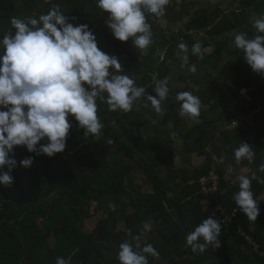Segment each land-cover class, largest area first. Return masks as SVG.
I'll use <instances>...</instances> for the list:
<instances>
[{"label": "rangeland", "instance_id": "rangeland-1", "mask_svg": "<svg viewBox=\"0 0 264 264\" xmlns=\"http://www.w3.org/2000/svg\"><path fill=\"white\" fill-rule=\"evenodd\" d=\"M15 2L20 3L18 6H22V11L18 13V18L21 19L27 17L38 19L54 5H59L69 22L74 25L89 26L96 36L99 49L110 56H116L122 71L134 79L137 86L146 89L145 95L155 96L154 89L157 82L167 77L169 96L162 103L161 114H157L151 106L144 108L142 106L144 98H141L139 110L134 107L130 112L109 111L106 103L97 100V115L102 122H108L109 126L103 123L104 127L98 137H80L74 140L70 146L75 144L78 148L71 154H75L80 149L84 150L83 155L101 152L103 148L98 144L105 139L107 144L112 146L108 155L111 171H105L101 178H97L93 171L88 172L84 178H81L83 192L73 197L62 196L57 191L48 194L50 189L44 186L45 183L41 184L40 191L30 188L40 169V162L52 158L40 155L30 168L25 169L20 166V161L28 156L23 152V146H18V150L15 146L14 158L17 167L11 173L14 182L8 187L0 185V223L15 226L16 231L20 229L19 234L23 238L27 237L28 231L36 232L44 240L50 233L49 244L54 247L57 238L54 236V230H51V224L47 223L45 218L60 219L61 216L60 222L66 223L61 213L55 212L71 208L73 221L86 233H95L93 223H97L98 220L108 219V223H134V227L122 230L121 240L134 243V237L140 236L142 246L150 243L159 253L163 251L172 255L171 247L157 243V235L166 238V235L170 236V231L155 229L154 232L157 231L158 234L146 235L147 229L142 228L139 223H155V220L152 218L147 219V222L142 220L141 217L146 209L144 206L135 208L136 203L141 200L139 193L151 191L153 185H157V182L160 183L163 179L170 183V187L175 185L176 189L183 191L186 190L185 187H189L187 189L196 190L201 195L199 199L201 212L198 215L199 211L196 213L195 219L190 224L196 227L205 218L212 217L222 224L221 232L230 235L233 221L240 212L234 209L236 204L234 195L239 191V181L236 177L243 174L250 178L255 173L258 180L264 179L259 171H255L253 165L256 154L251 162L245 159L237 164L234 150L238 147H234L229 152L226 146L228 142L240 143L244 139L246 143L247 139H250L251 142L247 143L253 147L252 142L256 136L253 132L261 125L262 120L264 121V76L251 69L243 57V51L234 44V37L238 33H246L248 37L255 34L253 23L264 15V10L262 12L258 10L264 5V0H170L163 16L146 14V20L151 25L153 40L146 55L132 45L131 41L121 42L114 38L106 24L107 14L97 7L96 0H16ZM3 18L1 17L0 20L3 21ZM12 18L8 19L9 24ZM8 26H4V29L1 27V34L10 32L11 26ZM186 38L192 40L194 44L201 45V55H192L189 49V60L184 64L177 56V52L179 44L188 46ZM232 63L238 65V71L232 80L225 81L223 76L225 69L228 72V65ZM193 64L197 69L194 74L189 71V67ZM183 91H189L200 98L202 109L198 117L189 118L179 115L180 102L176 100V95ZM68 119L72 127H75L74 117L69 116ZM74 131H78V128H74ZM201 132H205L206 136L202 143H198ZM73 136L71 130L67 139H72ZM118 138L119 140L116 141ZM109 140H112V143H108ZM43 143H47V139ZM260 156L264 160V148ZM221 158L223 163L220 162ZM229 165L235 169L234 172H228ZM208 169L209 172L204 174ZM4 170L7 171L6 168ZM156 171L159 177L155 176ZM219 171L224 173L223 177L220 176ZM111 176L113 179L109 185L99 187L97 182L103 183ZM119 178L122 180L123 190L127 192L128 202H125L126 205L123 207L120 199L122 205L116 204L113 210L108 207L110 203L107 201L113 194L120 195L122 192L113 193L107 186L116 187ZM258 180L252 181V191L259 200L258 224H264V183H259ZM62 183L59 181L57 184ZM222 190L229 194L231 208H224L221 205ZM18 191L25 193L23 197L25 199L20 205L16 194ZM8 196L11 200H7ZM161 198L163 201L168 199V196L163 194ZM153 199L147 197V213L153 217L162 215L157 208H151L150 202ZM41 203L51 204L45 218H42L38 209L30 208L32 205L37 207ZM24 209H28L26 213H23ZM163 209L166 208H159L160 211ZM5 212L8 213L6 217H4ZM31 217H34L33 222ZM245 220L249 219L246 217ZM250 222L256 224L254 221ZM172 224L176 223L172 221ZM174 226L176 229L179 228L178 230L183 228L182 225ZM128 231H130L129 237ZM175 232L178 235L177 230ZM261 232L259 234L262 235H253L240 228L237 239H232L233 244H223L220 248V252L223 253L219 255L208 253V257L215 258L214 262L204 261L203 264H264L263 228ZM255 236L260 240L258 245L252 243ZM97 241L103 243L104 249L101 247L99 252L94 249L95 252L92 251L94 257L88 259L89 264H120L117 253L119 244L123 242L108 239L105 243L102 238H97ZM31 247L25 244L24 253L28 254ZM185 249L186 247L182 245L173 252L180 254L185 252ZM226 251L228 252L225 253ZM100 252L102 253L99 254ZM73 260L74 256L69 262ZM80 263L81 260L77 258L75 264ZM21 264L36 263L24 258Z\"/></svg>", "mask_w": 264, "mask_h": 264}, {"label": "clouds", "instance_id": "clouds-1", "mask_svg": "<svg viewBox=\"0 0 264 264\" xmlns=\"http://www.w3.org/2000/svg\"><path fill=\"white\" fill-rule=\"evenodd\" d=\"M169 3L170 0H96L97 7L107 14L106 24L114 38L131 41L145 55L153 43L146 14L163 16ZM10 24L14 33L6 32L0 39V185L8 187L14 182L11 173L17 167L15 146H25L29 153L50 158L64 152L72 127L69 116L84 130L85 137H98L104 125L97 115V100L106 103L109 111L130 112L134 107L139 110L144 98V108L151 106L157 114L162 113V103L169 96L168 78L157 82L155 96L145 95L146 89L122 71L119 59L99 49L89 26L69 22L59 5L38 19L13 17ZM253 28L252 37L243 32L236 34L234 44L243 51L251 69L264 76V15L254 21ZM178 49L177 56L187 64L188 47L181 43ZM191 54L201 55L199 43L193 45ZM189 71L196 73V66L191 65ZM176 100L180 102L181 117L200 115L202 102L198 96L183 91L177 93ZM45 139L47 143H40ZM254 156L248 143L241 142L234 150L237 164L245 159L251 162ZM33 162L34 157H27L20 166L28 169ZM220 162H224L223 158ZM227 170L235 171L231 165ZM258 171L264 173V163ZM236 179L239 191L234 195L235 203L255 222L260 209L252 181L258 177L255 173L250 178L241 174ZM258 182L264 183V179ZM221 225L212 217L205 218L186 236V244L194 253H203L210 246L220 248ZM148 255L159 258L152 244L142 246L141 237L136 236L134 243L119 245L117 258L120 264H149ZM55 264L69 261L57 257Z\"/></svg>", "mask_w": 264, "mask_h": 264}, {"label": "trees", "instance_id": "trees-1", "mask_svg": "<svg viewBox=\"0 0 264 264\" xmlns=\"http://www.w3.org/2000/svg\"><path fill=\"white\" fill-rule=\"evenodd\" d=\"M12 0H0V13H8L11 11H14V6L11 2ZM32 7H34L32 5ZM260 12L264 10V5H261L258 9ZM77 13V12H76ZM10 31L14 33V29L12 27L10 28ZM187 42L188 49H192L194 42L190 40L189 38L185 39ZM133 51V50H130ZM218 55H221L218 53ZM229 71L224 72V80L230 81L233 79L235 74L238 71V65L237 64H229L228 65ZM85 87H87L85 85ZM102 122V121H101ZM109 126L108 122H102ZM75 127H71L73 129L72 132L74 133V136L72 139H66V148L65 151L62 153H58L55 156L51 157L50 160H43L40 162V169L38 170L37 174L34 177V181L32 182V185L30 188H32L34 191H40L42 189L41 184L45 183L44 186L48 187L50 189L48 194H51L53 191H57L62 196H70L73 197L76 194H81L83 192V189L81 187V178H84L88 172L93 171L97 178H101L104 175L105 171H111V163L108 160V155L110 148L112 146L107 144V141L105 139L99 141L100 146H102L103 150L98 153H87L83 155V151L77 150L75 154H71V152L75 151L78 147L77 145L73 144L70 146V144L80 138L85 137L84 130L79 128L78 123L75 121L74 123ZM74 128H78V131H74ZM238 133V132H236ZM255 140L252 142L253 146L255 147V154H256V160L253 161L254 167L258 170L260 165L264 163V160L260 156L262 146L260 144V140L264 139V121L262 120L261 125L254 130L253 135H255ZM206 136L205 132H201V137L198 139V143H202L203 138ZM89 138H94L95 136L89 135L86 136ZM119 138L116 140L118 141ZM241 142L245 143V140H241ZM240 142V143H241ZM247 142H251L250 139H247ZM246 142V143H247ZM40 143H43L41 141ZM118 143V142H117ZM240 143H227V150L230 152L234 147H239ZM39 147V145L37 146ZM87 149V148H85ZM16 150H18V146L16 147ZM23 152L28 157H34V160H37L40 155H36L35 153H29L25 146L22 147ZM57 160L59 163H57ZM209 172V169L204 171V174H207ZM220 176L223 177V172L219 171ZM262 176H264V173H261ZM113 176V175H112ZM110 177L105 182H100L97 184L99 187H103L105 185H109V183L112 181L113 177ZM223 180V179H222ZM59 181H62L63 183L61 185H58L57 183ZM224 183V180H223ZM113 193H118L123 191V185L122 180L119 178L118 184L114 188H109ZM226 187V183L224 184V188ZM46 189V188H45ZM44 189V190H45ZM96 190V189H95ZM186 198H192L189 202L187 201L184 203V200L181 199V201H178L177 207H179V212L181 216L184 218V220L188 219V217H191L193 214L197 215L201 212V206H200V194L195 190H186L185 191ZM18 196V205L21 204L22 201H24L25 193L22 191L16 192ZM7 200H11V197L8 196ZM231 199L229 194L225 192V190H222L221 194V205L224 206V208H228L231 206ZM51 204L49 203H41L37 205H32L30 208L32 210L38 209V212L42 216V218L46 217V212L50 208ZM231 208V207H230ZM229 208V209H230ZM234 209L239 210L238 206L235 204ZM28 209H24L23 213H26ZM55 213H61V215L65 218L64 221L66 223L60 222V219L57 217L52 219H46L47 223H50L52 226L51 230H54V236L57 238V243L54 245V247H51L49 244V234L45 237V240L38 236L36 232L28 231L27 237L23 238L22 235L19 234V231H16L14 228L15 226H11L7 223H0V264H21L23 259L31 260L32 262H35L36 264H55L57 257H63L66 260L69 261V259L74 256V260L70 261L69 264H75L77 258L81 260L80 264H89L88 259L93 258V252H95L94 249L100 251V248L103 247V243H99L96 239H94L93 235L91 233L84 232V229L77 227L75 221H73V217H71V208L69 209H60ZM22 214V213H21ZM8 215L7 212L4 213V217ZM56 216V215H55ZM260 216V215H259ZM245 216L240 211L238 213V216L233 221L234 224L230 228V236L233 239H237V231L238 227L241 226L244 230L249 231V224L251 223L250 220H245ZM34 217H31V221L33 222ZM108 220V219H107ZM100 220L98 230L100 232V237L106 241L110 238V233L108 232V221ZM56 221H59V223H54ZM258 224V221L255 222ZM33 226L34 223H33ZM50 230V232H51ZM256 239L259 240L258 236H255ZM262 241L260 242V244ZM25 244H29L32 246L28 254H25L26 249L24 248ZM120 245V244H119ZM77 251V252H76ZM93 251V252H92ZM100 252L99 254H101ZM98 254V255H99ZM179 255V264H200L199 260H196V262H185L184 260V252H181ZM171 264H176V260L173 262L171 261Z\"/></svg>", "mask_w": 264, "mask_h": 264}, {"label": "crops", "instance_id": "crops-1", "mask_svg": "<svg viewBox=\"0 0 264 264\" xmlns=\"http://www.w3.org/2000/svg\"><path fill=\"white\" fill-rule=\"evenodd\" d=\"M15 1L16 0L11 1L13 6H14V11H11L8 13H3V12L0 13V18L4 17L3 21L0 20V29H1V27H3V29H4V26H8V25L11 26V24L8 23V19L12 18L14 16H16L18 18V13L22 11V9H21L22 6H18L20 3H16ZM10 26H8V27H10ZM3 35L4 34H1V32H0V39H2ZM263 140L264 139H261L259 142H260L261 146L264 148V141ZM254 153H255V147H254ZM255 171H258V170L255 169ZM155 174H156L155 176H158V171H156ZM175 187H176L175 185L170 187V183H167L166 181L161 179L160 183L158 181L157 185H153L151 191L146 192V193H139L141 200L138 201V203H136L135 208H137V207L140 208V206H144V208L146 209V210H144V214L141 217V219L144 221H146L149 218H152L155 220V223H139V225L142 228L147 229L146 235L151 236V234H158L157 231H164V230L167 232L170 231L169 232L170 236L166 235V238L161 236V235H157V243H159V244L164 243L166 246L171 247L172 255H168V254H166L167 252L162 251L159 253V258H157V259L152 257V256H147L149 263H151V264H162V263L171 264V261L174 262L176 260V264H179L178 263L179 259H180L179 255L174 253L173 251H174V249H177V250L180 249L182 247V245L184 247H186L185 252H184L185 262L192 263V262H196V260H198V259H200L199 260L200 264H203L204 261L214 262L215 258L213 259V257H211V256L208 257L207 254L213 253L214 255H219L220 253H223V251L220 252V248L222 247L223 244H225V245H227L229 243L233 244L232 243L233 240H232L231 236L228 234L225 235V234H223V232H221V234L219 236V240L221 243L220 248L213 249L210 246L203 253L198 252V251L194 253L191 250V247L186 244V236L191 231H193L195 228L193 226V224H190V222H193V219H195L196 215L193 214L191 217H188V219L184 220V218L181 216V214L179 212V207H177V206H179L178 201H181V199L184 200V203H186L187 201L189 202L191 200V197L185 199L187 197L186 196L187 193L185 191L189 190V189H187L189 187H185L186 190H184V191L179 190L178 188L176 189ZM150 194H152V195H150ZM163 194L167 195L168 199L162 201L161 197L163 196ZM127 196H128L127 192H125V190H123L120 195L119 194L118 195L113 194L111 196V198L108 199L107 202L110 203V205H114V206H116V204H118V205L123 204L122 206L124 207L126 205L125 202H128V201H126ZM147 197L154 198L153 201L150 202V204L152 203L151 208L152 207H154L155 209L157 208L159 212H162V215H156L153 217L147 213ZM120 199H122L121 200L123 202L122 204L120 203ZM99 206H100V204H99ZM108 207H109V205H108ZM118 208H120V207H118ZM159 208H166V209H163L160 211ZM121 211H125V210L122 209ZM121 211H118V212H121ZM99 221L100 220H98L97 223H93L94 224L93 230L95 231V233L92 235H93L94 239H96V240H97V238H101L100 232L98 230L99 229L98 228ZM172 221H173V223H176V224H172ZM149 222H151V220ZM174 225H178V227H180V225H182L183 228H182V230H178L179 228L176 229V226H174ZM131 226L134 227V223H108L107 229L109 230L108 232L110 233L109 239L114 241V242H117V241L124 242L123 240L120 239V235L123 232L122 230L125 228H131ZM263 226H264V224H249V232L253 233V235H262L259 233H262L261 232L262 228L264 229ZM240 228H242V227L241 226L238 227V232H237L238 234H240ZM155 229L157 231L154 232ZM175 229L177 230L178 235L176 234ZM128 232H129L128 233V237H129L130 231H128ZM183 232H184V234H183ZM147 240H149L148 236H147ZM257 241H258V239H256L254 237L252 243H254L255 245H258L259 241L258 242ZM105 243H106V241H105ZM184 243L186 245H184ZM179 244H180V247H179ZM228 251H226L225 253H227ZM229 252H231V251H229ZM211 259H213V260H211Z\"/></svg>", "mask_w": 264, "mask_h": 264}]
</instances>
